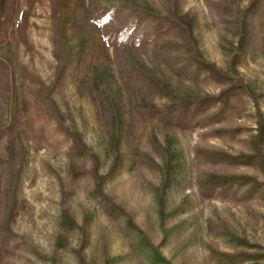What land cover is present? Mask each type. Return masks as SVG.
<instances>
[{
	"label": "rangeland",
	"instance_id": "374dc122",
	"mask_svg": "<svg viewBox=\"0 0 264 264\" xmlns=\"http://www.w3.org/2000/svg\"><path fill=\"white\" fill-rule=\"evenodd\" d=\"M135 1L178 9L192 22L204 57L244 82L248 91L236 102L237 114L230 113L227 121L208 130H239V135H204L205 130L182 131L137 118L141 101L120 79L100 28L93 23L65 25L63 9L74 11L89 0H0V22L7 29V38L0 41V130L21 122L0 143V264H140L129 241L137 246L142 264H166L157 261L152 243L171 264H215L209 246L220 253L247 252L260 258L241 264H264V192L245 201L206 200L197 185L199 174L204 181L215 174L264 183L261 165H211L204 160L211 152L249 154L257 138L261 140L264 48L243 55L238 28L222 24L210 0ZM248 5L243 1L240 11ZM257 29L262 47L264 29ZM61 30L64 60L88 44L96 76L92 83L105 81L118 100L123 119L120 165L91 83L73 71L64 85L57 84ZM136 60L172 85L178 98L218 95L223 88L212 80L181 81L150 53ZM153 103L161 106L166 100ZM66 129L82 138L92 158H76ZM261 141L264 152V136ZM92 166L98 167L97 173L87 175ZM95 178L102 193L127 216L112 217L106 211L94 192ZM222 231L245 240L248 248L232 245V237L219 236Z\"/></svg>",
	"mask_w": 264,
	"mask_h": 264
},
{
	"label": "trees",
	"instance_id": "16d2710c",
	"mask_svg": "<svg viewBox=\"0 0 264 264\" xmlns=\"http://www.w3.org/2000/svg\"><path fill=\"white\" fill-rule=\"evenodd\" d=\"M164 2L167 0H158ZM170 1V0H168ZM246 0H210V9L219 18L222 24L233 25L240 33L239 51L243 55L254 54L264 48L259 43L260 31L258 25L264 29V0H247L248 7L241 12L240 5ZM163 4V3H162ZM165 8V5L157 6L150 3H139L135 0H89L88 4H82L74 11L65 7L64 15L67 18L65 25L81 28L91 23L101 30V36L112 49L114 63L120 79L126 84L134 95L138 96L141 103L137 105L136 117L145 121H155L162 127L193 131L205 130L204 135H239V130L232 131H208L228 120L230 113L236 115L239 107L236 102L247 94V86L232 71H223L216 64L209 62L202 54L198 41L194 36L193 24L186 20L184 15L176 8ZM242 17H239V13ZM5 22H0V41L7 38ZM63 35L59 32L56 46L60 71L57 84L64 85L69 75L75 71L82 81L91 83L94 100L98 107V113L103 121L107 133L110 135L111 152L117 165L121 164L120 141L123 135L122 111L114 93L108 89L105 81L92 80L95 76V67L92 65L88 44L77 47L71 51L68 59L64 60L62 48ZM251 51V52H250ZM63 52V53H62ZM146 53L158 60L171 76L184 82L198 83L201 80H212L223 86L218 95L184 96L177 97L173 93L172 85L166 83L158 73L144 66L136 60V56ZM237 58V57H236ZM156 98L166 100V104L158 106L153 103ZM149 102V103H148ZM152 103V104H151ZM48 108L52 110L48 103ZM20 120H15L9 127L0 130V143L3 139L11 138L17 132ZM259 138L264 136V125L259 128ZM65 132L73 140L72 152L76 158H90L89 150L78 134H72L67 129ZM212 135V136H213ZM257 142L249 154L233 156L223 153L206 155L204 160L211 165L229 166H255L264 167V152L262 142ZM200 158V156H197ZM92 158V157H91ZM97 166L87 170V175L96 174ZM92 171V173H91ZM85 173V172H84ZM75 174H80L76 171ZM171 168L168 169V176ZM94 192L100 194L103 203L108 207L107 212L113 216H127L125 209L101 191L102 183L98 178ZM197 185L202 197L206 200L220 198L245 201L255 198L260 192H264V183H258L256 179L245 176H217L208 174L204 181L199 174ZM210 232L214 233L210 227ZM145 235V234H144ZM146 236V235H145ZM222 238L232 237V245L248 248L249 244L243 239L229 235L222 231ZM144 244H151L148 239H141ZM153 244V243H152ZM151 246L158 256L157 261L171 264L164 257L159 248ZM129 245L142 264L137 254V246L129 241ZM211 260L215 264H241L258 262L259 259L247 252L236 254L220 253L212 247H208Z\"/></svg>",
	"mask_w": 264,
	"mask_h": 264
}]
</instances>
